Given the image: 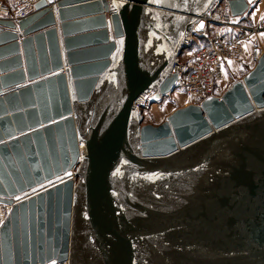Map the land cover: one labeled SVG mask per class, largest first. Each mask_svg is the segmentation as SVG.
I'll use <instances>...</instances> for the list:
<instances>
[{
    "label": "water",
    "instance_id": "obj_1",
    "mask_svg": "<svg viewBox=\"0 0 264 264\" xmlns=\"http://www.w3.org/2000/svg\"><path fill=\"white\" fill-rule=\"evenodd\" d=\"M216 1L39 0L0 18V264H264V51L158 125L132 104L174 89Z\"/></svg>",
    "mask_w": 264,
    "mask_h": 264
},
{
    "label": "built area",
    "instance_id": "obj_2",
    "mask_svg": "<svg viewBox=\"0 0 264 264\" xmlns=\"http://www.w3.org/2000/svg\"><path fill=\"white\" fill-rule=\"evenodd\" d=\"M38 1L0 0V18L12 21L24 18L34 11V5ZM262 1L264 2V0ZM221 8H225L226 12L223 13ZM232 17L235 18L236 16L231 14L227 0L216 1L186 33L180 52L173 59L171 73L176 75L175 87L183 88L184 95L197 105H200L201 101L207 97H220L224 93L221 85L223 61H240L244 53L243 42L251 36L264 33V10L261 18L247 28L240 27L241 25L231 21ZM200 21L204 24L202 30L196 28ZM207 22L213 23L214 27L207 28L205 25ZM227 25L240 27L239 36L230 39L227 30L218 29V26L225 28ZM197 36H201L205 40V44L201 45L189 59H184V56L180 57L185 49L193 47L194 39ZM263 51L264 47L262 46L253 48L250 53L251 59L256 63ZM154 93L155 90L150 89L148 92L138 94L133 100L132 104L139 111L140 121L143 117L141 112L152 106L150 97ZM79 164L80 162L76 161L70 169V179L74 183ZM64 262V264L67 263Z\"/></svg>",
    "mask_w": 264,
    "mask_h": 264
},
{
    "label": "rangeland",
    "instance_id": "obj_3",
    "mask_svg": "<svg viewBox=\"0 0 264 264\" xmlns=\"http://www.w3.org/2000/svg\"><path fill=\"white\" fill-rule=\"evenodd\" d=\"M259 2H264L262 0H256L253 3V7H249V10L246 11L244 14L237 16L235 18H231V21L234 23H237L240 27H250L253 23L251 18V13L253 9L255 8L256 4ZM223 13L226 12L225 8L220 9ZM261 18V17H260ZM204 25V24H203ZM207 28H213L214 25L213 23L207 22L205 23ZM240 27H231L229 25L225 26H218V29L222 30H227V35L228 37H231L230 39H233L240 34ZM202 30V29H201ZM259 34H264V33H259ZM258 35V34H257ZM257 35L249 37L247 42H255L248 50H244V53L242 55V58L238 62L234 61H223V78L221 80V85L223 92L229 88L230 85H232L234 82L239 81L242 79V77L249 71L251 70L255 62L251 59L250 53L252 52L253 48L262 46L264 47V38L262 39V42L260 41L259 43L257 41ZM251 40V41H250ZM246 41L243 42L244 44L247 43ZM205 44V40L201 38V36H197L194 39V44L193 47L187 48L184 50V53L180 55V57L184 56V59H189L196 50L201 47V45ZM243 44V45H244ZM188 104H196L194 101H191L188 97L184 95V90L183 88L176 86L172 91H170L168 94L162 96V99L159 102H154L149 109L142 111V120L140 124H153V125H158L165 121L172 113L174 110L183 107ZM74 169V168H73ZM77 178L75 179L76 182ZM8 206L7 205H2L0 206V221L2 220L3 217H6L8 213ZM65 262L59 263V264H64Z\"/></svg>",
    "mask_w": 264,
    "mask_h": 264
},
{
    "label": "crops",
    "instance_id": "obj_4",
    "mask_svg": "<svg viewBox=\"0 0 264 264\" xmlns=\"http://www.w3.org/2000/svg\"><path fill=\"white\" fill-rule=\"evenodd\" d=\"M250 7H253V4L250 5ZM263 10H264V4L262 2H259L258 4H256L255 8L253 9V11H252V13L250 15L251 16L250 19L252 20V22H255V21L260 19V17L263 14ZM238 16H240V15H238ZM257 36L258 37H257V41L256 42H258V43L260 41L262 42V39L264 38V34L263 35L262 34H258ZM245 41L247 42V40H245ZM254 43L255 42H252V41L251 42H247L246 44L243 43L244 44L243 45L244 46V50H248Z\"/></svg>",
    "mask_w": 264,
    "mask_h": 264
},
{
    "label": "bare ground",
    "instance_id": "obj_5",
    "mask_svg": "<svg viewBox=\"0 0 264 264\" xmlns=\"http://www.w3.org/2000/svg\"><path fill=\"white\" fill-rule=\"evenodd\" d=\"M217 1H218V0H217ZM255 1H256V0H253V1L248 5V8H247L246 11L249 10L250 5H252ZM246 11H245V12H246ZM110 12H112V11H110ZM245 12H244V13H245ZM205 13H206V12H205ZM244 13H243V14H244ZM201 17H202V16H201ZM200 22H202V21H200ZM158 102H159V101H158ZM151 103L153 104L154 102L151 101ZM152 106H153V105H152ZM78 149H79V156H78L77 162L79 163V162L82 161V158H83V155H84V151H85V149H84V148H81L80 145H79V148H78ZM50 187H51V186L45 188V190L48 189V188H50ZM1 205H7V206H8V210L10 209V205H8V204H6V203H1V202H0V206H1ZM5 218H6V217H3V218H2V220L0 221V224H1V222H3V221L5 220ZM66 264H67V263H66Z\"/></svg>",
    "mask_w": 264,
    "mask_h": 264
},
{
    "label": "snow or ice",
    "instance_id": "obj_6",
    "mask_svg": "<svg viewBox=\"0 0 264 264\" xmlns=\"http://www.w3.org/2000/svg\"><path fill=\"white\" fill-rule=\"evenodd\" d=\"M203 27V25H201V28Z\"/></svg>",
    "mask_w": 264,
    "mask_h": 264
}]
</instances>
